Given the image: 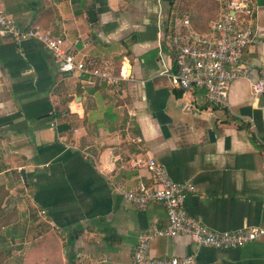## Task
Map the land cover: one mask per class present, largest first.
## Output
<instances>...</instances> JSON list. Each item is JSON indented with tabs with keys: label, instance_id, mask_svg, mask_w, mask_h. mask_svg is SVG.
<instances>
[{
	"label": "crops",
	"instance_id": "0c3cea01",
	"mask_svg": "<svg viewBox=\"0 0 264 264\" xmlns=\"http://www.w3.org/2000/svg\"><path fill=\"white\" fill-rule=\"evenodd\" d=\"M0 3L21 27L65 38L90 69L119 74L129 63L134 76L115 85L71 77L37 40L0 36V185L9 190L6 209L25 223L9 225L8 239L33 243L27 264H131L139 234L168 224L163 204L139 209L115 189L152 182L144 166L132 164L146 156L172 179L192 183L184 207L209 228L264 227V94L235 79L230 107H219L202 91L173 86L165 74L174 69L166 44L171 0ZM246 15L255 40L240 63L264 69V0H250ZM87 38L92 42L84 46ZM60 100L69 108L62 115L71 124L66 135L53 115ZM150 253L194 254L196 264H264V237L215 249L186 235L165 236Z\"/></svg>",
	"mask_w": 264,
	"mask_h": 264
},
{
	"label": "built area",
	"instance_id": "2783aa9c",
	"mask_svg": "<svg viewBox=\"0 0 264 264\" xmlns=\"http://www.w3.org/2000/svg\"><path fill=\"white\" fill-rule=\"evenodd\" d=\"M221 16L211 23V32H196L189 17L179 7L167 16V47L174 56V69L165 71L173 86L184 90H199L213 106L230 107L229 94L235 79H246L253 94H264V69L241 65L242 56L255 40V31L249 19H243L250 0H221ZM0 36L16 43L34 39L49 49L59 61L60 70L68 76L97 77L110 84L133 78L129 63L119 74L106 70L90 69L77 59L75 52L62 36H54L36 26L21 27L11 20L0 3ZM92 38L84 41L90 44ZM133 165L144 166L152 175V182H139L134 189L125 184L115 189L139 209L151 202H159L166 209L168 224L160 228L155 224L139 234L131 264H196L195 255L156 257L150 247L158 237L186 235L196 246L215 249L240 248L264 237V227L246 224L236 230L218 231L209 228L200 218L190 215L184 207L188 192L194 190L191 182H179L171 178L167 168L155 157L146 156L133 160Z\"/></svg>",
	"mask_w": 264,
	"mask_h": 264
},
{
	"label": "trees",
	"instance_id": "16d2710c",
	"mask_svg": "<svg viewBox=\"0 0 264 264\" xmlns=\"http://www.w3.org/2000/svg\"><path fill=\"white\" fill-rule=\"evenodd\" d=\"M176 2L177 0H171L170 10L168 12L169 18L174 11ZM179 2L182 12L189 17L192 28L196 32L202 34H208L212 31L211 23L221 16L223 7L221 0H179ZM169 18L166 19L167 23ZM242 18L248 19V15H243ZM65 112L69 113L67 102L60 100L57 106L53 109V115L59 120L57 128L61 135H66L71 128V124L68 121H65L64 117H62ZM1 191H4V195L0 196V232H3V227L8 224L7 219H9V215H7L6 211V206L8 205L7 202L9 200L5 203L9 190L5 185L1 184L0 192ZM1 240L0 245L2 244ZM10 256V248L0 247V264H5Z\"/></svg>",
	"mask_w": 264,
	"mask_h": 264
},
{
	"label": "rangeland",
	"instance_id": "374dc122",
	"mask_svg": "<svg viewBox=\"0 0 264 264\" xmlns=\"http://www.w3.org/2000/svg\"><path fill=\"white\" fill-rule=\"evenodd\" d=\"M15 194V193H14ZM4 195V191L0 192V196ZM7 199L5 200V203L10 200L9 195L6 197ZM16 200H14L13 202H15ZM8 203V202H7ZM26 202L24 200L20 201V208H22L21 210L25 209V205ZM10 207H7L6 211H7V215H9V219H7L8 224L5 225L3 227V232H0V237H1V242L2 244L0 245V247H4V248H10L11 249V256L7 259V261L5 262V264H27L26 262V258L28 256H26V248L29 246H32L33 243L31 242L30 238L29 239H24L23 242L20 244V242L18 243V241H10V239H8V235H7V230H8V226L11 224H14L15 222H20V225H24V218L21 216V214L19 213H12L8 210H10ZM6 228V229H5ZM6 231V232H5ZM1 233L5 234V237H3L1 235ZM30 241V242H29ZM17 244V245H16ZM18 246V247H17Z\"/></svg>",
	"mask_w": 264,
	"mask_h": 264
},
{
	"label": "water",
	"instance_id": "95a60500",
	"mask_svg": "<svg viewBox=\"0 0 264 264\" xmlns=\"http://www.w3.org/2000/svg\"><path fill=\"white\" fill-rule=\"evenodd\" d=\"M22 174H23V179L25 180V174H24V172H22Z\"/></svg>",
	"mask_w": 264,
	"mask_h": 264
}]
</instances>
